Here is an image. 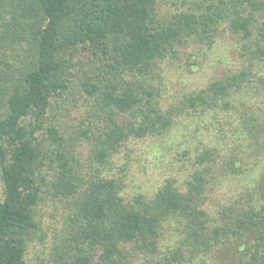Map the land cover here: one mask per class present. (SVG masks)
<instances>
[{
    "label": "trees",
    "instance_id": "1",
    "mask_svg": "<svg viewBox=\"0 0 264 264\" xmlns=\"http://www.w3.org/2000/svg\"><path fill=\"white\" fill-rule=\"evenodd\" d=\"M179 1L0 0V264H264V0ZM227 33L234 67L169 103L163 64ZM141 141L182 174L145 188Z\"/></svg>",
    "mask_w": 264,
    "mask_h": 264
},
{
    "label": "rangeland",
    "instance_id": "2",
    "mask_svg": "<svg viewBox=\"0 0 264 264\" xmlns=\"http://www.w3.org/2000/svg\"><path fill=\"white\" fill-rule=\"evenodd\" d=\"M181 2L182 0H180L178 4ZM220 37L224 38L219 40L220 43L215 50L209 51L207 48L199 47L193 49L192 47L183 51V56H180V58H172L163 64L169 78L175 81L169 86V103L179 102L185 90H190L189 88L192 90L198 86L204 85L210 78L217 75L219 72L234 67L236 64L235 56L237 52H228L226 46L230 48L234 46L233 42L235 40H232L231 37L235 36L227 33ZM87 109H90L88 102L80 97L78 108L74 109L71 113V117H78V120L73 122V119L70 117L66 119V121L70 125H80V121H86L89 116L87 115ZM56 117H59L58 113ZM89 123V121H86V125ZM150 142L141 141L136 145H131V148L134 149V154L131 158H128L127 163L130 162L135 165L134 169L138 176L137 178L146 183L145 188L152 190L157 187L160 180H162L165 175L173 174L174 176H179L182 172H180L179 164L175 161L174 155L170 152H160L159 147H157L156 153L147 152L146 156H144V152L146 151L144 144H149ZM76 151L80 154V157H86L87 155L86 147H80ZM126 161L125 155H120L117 159V165L120 166L122 162ZM137 181L141 183L138 179ZM46 211H48V207H46L44 203L39 208V217L41 220L44 219ZM47 219L48 218L45 220ZM43 257V248L37 243H31L27 252V259L30 263L43 264ZM217 257L221 264H234L232 258L224 252L217 255Z\"/></svg>",
    "mask_w": 264,
    "mask_h": 264
}]
</instances>
